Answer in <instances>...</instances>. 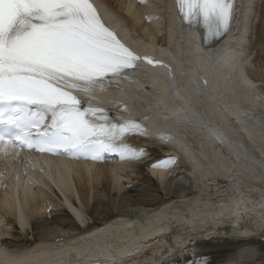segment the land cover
Returning <instances> with one entry per match:
<instances>
[{
    "label": "bare ground",
    "instance_id": "obj_1",
    "mask_svg": "<svg viewBox=\"0 0 264 264\" xmlns=\"http://www.w3.org/2000/svg\"><path fill=\"white\" fill-rule=\"evenodd\" d=\"M99 1L115 13L111 26L115 31L127 30L131 34L127 36L129 40L145 46L159 50L165 46L166 28L175 19L171 0ZM188 33L192 31L187 29L183 35ZM239 41L243 57L240 80L246 88L237 87L247 89L252 108L249 114L231 113L226 122L234 130L231 140L235 136V144L254 160L244 158L249 163L244 164L237 155L216 146V153L209 156L212 160L203 162L202 158H208L201 151L202 143L192 135L184 141L163 136H160L163 139L133 138L128 140L130 149L135 148L132 150L137 154L142 151V156L121 158L112 154L111 161L103 164L59 163L55 165L57 174L42 172L33 181L28 178L16 197L13 190L19 181L17 177L9 178L10 168L25 170L26 165L18 168L21 164H14L18 154L9 148L7 155H0V248L32 252L43 247L58 250L68 246L72 250L64 264L91 261L85 259L95 233L79 237L83 230L65 210L69 200L76 196L79 207H70V212L80 223L89 220L91 225H99L115 219L108 228L126 234L146 230L135 246L122 253L125 259L136 254L129 264H264V223L260 224L264 214V145L260 143L264 141V0H235L231 28L225 41L212 52L213 56L232 50ZM172 67L177 76L182 74L181 67ZM235 79L232 75L227 81L234 84ZM193 89L200 104H213L199 82H194ZM215 98L214 95L212 101ZM209 113L219 116L214 110ZM135 115L138 119L133 123L141 131L147 117L141 113ZM159 115L162 121L171 119L186 125L171 110H162ZM110 121L118 125L120 116L116 114ZM206 133L219 136L218 132ZM126 138L120 145H124ZM247 141L252 144L247 145ZM205 147L213 150L210 142ZM150 148L163 153L160 160L151 161L147 167L156 187L142 182L138 172L141 159L151 160ZM168 160L175 163L166 169L155 167ZM222 165L225 168L221 169ZM58 175L66 184L64 201L53 195L52 187L57 184L53 177ZM179 175L183 178L177 183ZM16 201L26 213L20 223L29 226L25 232L12 228ZM132 207H142L143 215Z\"/></svg>",
    "mask_w": 264,
    "mask_h": 264
},
{
    "label": "snow or ice",
    "instance_id": "obj_2",
    "mask_svg": "<svg viewBox=\"0 0 264 264\" xmlns=\"http://www.w3.org/2000/svg\"><path fill=\"white\" fill-rule=\"evenodd\" d=\"M234 3L174 0L182 24L201 29L205 43L227 32ZM139 62L106 27L91 0H0V155L11 148L97 162L104 153L142 156L120 145L139 125H109L106 116L90 123L89 117L102 110H82L73 95L91 98L125 79Z\"/></svg>",
    "mask_w": 264,
    "mask_h": 264
},
{
    "label": "rangeland",
    "instance_id": "obj_3",
    "mask_svg": "<svg viewBox=\"0 0 264 264\" xmlns=\"http://www.w3.org/2000/svg\"><path fill=\"white\" fill-rule=\"evenodd\" d=\"M263 88H264V86H263ZM153 150H155V151H152V153H150L151 154V160L149 161V162H146L145 163V165H146V168L148 167V165H151V161H156V160H160L161 158H162V156H163V153H162V151L160 150H156V149H153ZM150 152H151V149H150ZM160 156V157H159ZM158 157V158H157ZM138 168H139V170H138V172H139V177L141 178V181L142 182H145V183H150V184H154V186L156 187V181L154 180V179H152L151 177H150V175L148 174V172H147V169L144 167V166H138ZM143 177V178H142ZM177 178V177H176ZM183 178V175H179L178 176V178L176 179V181L177 180H180V179H182ZM178 182V181H177ZM134 195H136L137 194V192H135V193H133ZM160 198V197H159ZM137 207H132V209H136ZM136 210H138L137 212L140 214V215H143V211H144V209L142 208V207H140L139 209H136ZM136 212V211H135ZM138 214V215H139ZM93 220H95V218L93 217ZM65 230V229H64Z\"/></svg>",
    "mask_w": 264,
    "mask_h": 264
}]
</instances>
